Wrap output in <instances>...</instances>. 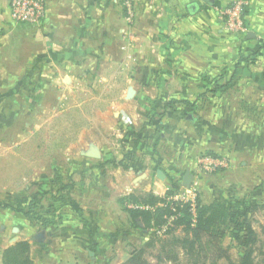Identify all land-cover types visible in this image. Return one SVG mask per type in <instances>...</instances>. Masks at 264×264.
Here are the masks:
<instances>
[{"label": "crops", "instance_id": "crops-1", "mask_svg": "<svg viewBox=\"0 0 264 264\" xmlns=\"http://www.w3.org/2000/svg\"><path fill=\"white\" fill-rule=\"evenodd\" d=\"M233 1L130 0L135 18L129 21L127 0H47L44 21L34 25L13 23L10 0H0V71H22L6 75L14 84L4 83L10 79L0 73V123L8 130L0 131V188L9 195L18 182L19 190H26L31 173L32 161L17 158L16 132L9 128L10 120L15 124L10 103L16 93L29 106L40 107V118L54 109L55 116L43 119L46 123L64 112L77 123L63 137L69 158L51 168L69 173V183L54 182L59 191L55 203L62 196L65 206L43 212L46 222L34 233L25 215L0 203V264L3 250L20 240L30 241L35 264H120L130 254L117 260V252L131 249L121 232L131 216L120 199L134 191L165 195L154 188L152 169L169 163L177 172L185 166L186 174L201 146L227 157L231 171L264 172V0H244L248 30L241 36L224 25L222 10ZM33 75H39L38 81L28 82ZM208 75L217 78L211 144L201 132L194 134L191 116L177 112L180 105L193 103L191 91L203 97ZM17 76H24L20 86ZM149 88L154 96L149 97ZM175 99L184 102L170 104ZM164 100L165 116L147 121L149 111ZM151 126L161 129L160 144L168 156L144 142ZM113 134L118 148L101 147L99 139ZM92 147L99 148L100 158L86 155ZM131 157L135 163L127 161ZM17 159L24 173L18 181ZM112 169L125 175L118 177ZM40 232L41 241L36 239Z\"/></svg>", "mask_w": 264, "mask_h": 264}, {"label": "rangeland", "instance_id": "rangeland-1", "mask_svg": "<svg viewBox=\"0 0 264 264\" xmlns=\"http://www.w3.org/2000/svg\"><path fill=\"white\" fill-rule=\"evenodd\" d=\"M5 68L8 69L7 65H5ZM1 72L4 73L5 76L3 77H5V79H10L8 81L5 80L4 83L14 84L13 77L11 78L6 75L13 72L18 75L22 71H0V73ZM20 78L21 82L19 81ZM20 78L18 76L15 78V83L19 81L18 83H16L17 85L22 83L24 76ZM38 79L39 75H33L32 77H30V80L28 82L36 83ZM204 82L209 86V88L207 92H203L204 94L202 93L203 97L199 96V92L191 91L189 95L191 96L190 99L193 103L191 105H180L177 112L179 116H191V118H193L194 120L195 127L197 128V132L194 134L197 136L201 132L203 134L202 137H207L209 139L208 143L211 144V142L214 143L215 141L214 89L216 87L217 78L215 75H208ZM36 95H38V93H36ZM148 95H150L149 97L155 95L153 88L148 89ZM196 97L198 99L197 103L195 102L197 101ZM23 98L24 97L22 93L18 92L16 93V98L10 103V106L13 107L10 109L11 113L13 111L15 124L12 125L10 120L9 128L11 130V128L14 127V131L16 132L14 145L16 147L17 158H25L26 160L30 158L32 161V166L30 168L31 173L26 175L25 178L26 183L24 186L27 187L26 190L20 191L18 182L16 185L17 187L14 189L15 191H13L14 193L12 192L9 195L6 192L8 191V189L0 188V203H2V205H6V207L10 206L13 211L25 215V222L27 224H31V227L33 228L35 233L40 230L41 223L43 222V219H45L43 212L49 210L55 213L58 210L57 205H61L62 207L64 205V200L61 199V196L59 204L55 203L59 191L56 188L57 184H55L54 182L65 181L66 183H69V181H71V179H69V173H63L60 170L51 171V168L57 167L58 164L62 165L66 163V158H69L65 154L64 150L67 144L66 142H68V140L64 139L63 137L71 135L72 131L75 130L77 123L73 124L74 122L71 118L70 112H64L58 117H53V120L51 122L48 121L46 123L43 121V119L45 120L51 115L55 116L54 109H49L47 112H42L43 115L42 118H40V107L29 106V102H23ZM201 98L202 102H200ZM35 101L37 100L35 97H33V103L31 104L35 105ZM49 102L51 103V98ZM166 102L168 101L164 100V102L159 104L157 108H152V110L149 111L148 115L146 116L147 121L162 119L166 114V109L164 108V104ZM41 120L43 121L42 125ZM137 123H140V121H137ZM145 123L148 124V122ZM180 124L184 125V122L181 121ZM133 130L131 131L136 134L139 132L138 129ZM160 130V128L158 130V128L155 129L154 126H151V128L147 130L151 132V135L149 139L144 142L149 143L148 146H150V148H153L154 146L156 150L158 149L159 151L164 152L166 156H168L169 152L166 148H162L160 144ZM0 131L6 133L8 131L7 125H2L0 123ZM51 133L52 136L47 142L46 139L48 136H50ZM57 135L61 137L58 141L55 139ZM203 140L207 141L206 138H203ZM134 141H137V138ZM46 142L48 143V148L45 147ZM98 142L101 147L108 150L115 147L118 148L117 144H119L117 143V136L115 134L112 135L111 139H99ZM141 143H143V141ZM3 146V143H1L0 147ZM209 147L210 146L207 145V148H202V146L201 148H198L196 153H194V167L191 170L188 168V172L191 173L193 180V184L191 182V185H193V188L196 189L195 193L197 198H200L202 202L207 203L211 202L221 195L227 197L232 202L246 201L247 203L264 205V172H253L247 170L237 171V168L231 171V168L233 166L232 164H230L226 168L218 169L214 172L209 171V163L202 162L201 160L205 158L216 159L217 157H219L218 154H216L214 151L209 150ZM119 148L121 149V146H119ZM122 148L125 150V147ZM148 150L149 149H147L146 151ZM135 159L136 158L131 157L127 159V161L135 163ZM18 161L20 160L17 159V181L19 177V179L22 180L24 174L22 170L23 163H20ZM185 169L187 168L183 166V170ZM158 170H162L165 173V179H161L158 176ZM183 170H178L179 172H177L169 163H162L161 166H155L150 174L153 178L152 180L155 181V184H153V186L155 185L154 188L160 191H167L168 187L173 185L176 186L177 189H179V192L185 191L188 186H186L184 183L183 177L185 173H183ZM27 171L29 170H26V174ZM121 172V169H112V173H116L118 177L121 176ZM122 174L125 175V173L123 172ZM134 174L137 177H141L142 175L141 173L137 172H135ZM75 176L76 175H74V177ZM48 193H50L51 195H49ZM44 196H47V198H45ZM2 207L5 208L4 206ZM252 219L254 228L260 232L261 225L264 224V206H261V209H258L253 214ZM20 222L21 221L17 223ZM21 223H23V220ZM222 232L224 233L223 246L230 247V252H232L234 256L243 253L244 248L241 245V241L237 240L233 236L232 230L229 228H223ZM130 250L123 249L118 251L117 257L119 259L117 260H121L125 256H128L130 254ZM155 252L156 249L150 250L151 254H154ZM150 257L153 259L152 261L154 262V264H156L157 262L154 257ZM161 264L176 263L163 262ZM220 264H227V262L225 260H222Z\"/></svg>", "mask_w": 264, "mask_h": 264}, {"label": "trees", "instance_id": "trees-1", "mask_svg": "<svg viewBox=\"0 0 264 264\" xmlns=\"http://www.w3.org/2000/svg\"><path fill=\"white\" fill-rule=\"evenodd\" d=\"M179 102L184 101L175 99L170 104ZM178 192L172 185L165 195L152 190L134 191L120 199L131 216L128 228L121 229L131 251L120 264H154L150 256L156 264H220L222 260L227 264H264V224L259 232L252 223L253 214L264 205L232 202L224 196L208 203L197 198L193 212L190 202L170 198ZM129 203L150 209H133L128 207ZM162 226H167L163 234L153 231ZM223 228L231 229L233 236L241 241L243 253L234 256L230 247L223 246ZM31 249L30 241H17L3 250L2 262L35 264ZM152 249H156L154 254L150 253Z\"/></svg>", "mask_w": 264, "mask_h": 264}, {"label": "built area", "instance_id": "built-area-1", "mask_svg": "<svg viewBox=\"0 0 264 264\" xmlns=\"http://www.w3.org/2000/svg\"><path fill=\"white\" fill-rule=\"evenodd\" d=\"M47 0H10V17L13 23L16 24H34L39 25L42 23L46 17L47 11ZM128 12L127 18L129 21H133L135 18V13L131 6L130 0H127ZM245 8L244 0H236L228 4L222 10L223 20L225 29L237 36H241L247 33L248 27L243 18ZM202 162L209 163V171H217L218 169L228 167L231 162L227 157H217L216 159L205 158L201 160ZM193 184V182H192ZM196 189L193 185L190 186L182 192H178L170 198L175 200H180L183 202H190L192 210L194 212L195 205L197 203ZM128 207L133 209H150V206L129 203ZM167 229V226H162L160 228H154L157 234H163Z\"/></svg>", "mask_w": 264, "mask_h": 264}, {"label": "water", "instance_id": "water-1", "mask_svg": "<svg viewBox=\"0 0 264 264\" xmlns=\"http://www.w3.org/2000/svg\"><path fill=\"white\" fill-rule=\"evenodd\" d=\"M132 95H133V89H130L128 96L131 97ZM86 155H88L89 157L100 158L101 152L98 147H92L91 149H89V151H87ZM157 173L161 179H165L166 176L162 170H158ZM191 181H192V175L191 173L187 172L184 178L185 185L189 187L191 184ZM43 238H44L43 232H40L36 237V239L37 240L39 239L40 241L43 240Z\"/></svg>", "mask_w": 264, "mask_h": 264}]
</instances>
